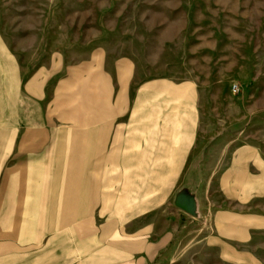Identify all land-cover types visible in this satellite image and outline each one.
Listing matches in <instances>:
<instances>
[{
	"label": "rangeland",
	"instance_id": "obj_1",
	"mask_svg": "<svg viewBox=\"0 0 264 264\" xmlns=\"http://www.w3.org/2000/svg\"><path fill=\"white\" fill-rule=\"evenodd\" d=\"M0 38L24 77L52 61L64 70L88 63L85 76L100 83L129 61L135 83L196 88L188 112H101L102 164L92 154L69 167L68 150H55L71 180L52 165L18 175V190L44 209L40 217L52 215L49 192L70 189L81 210L72 221L93 240L78 258L264 264V0H0ZM89 83L66 99L68 109L55 100L54 112L109 110L110 98L102 108L99 90L84 89ZM60 121L52 125L62 128Z\"/></svg>",
	"mask_w": 264,
	"mask_h": 264
},
{
	"label": "crops",
	"instance_id": "obj_2",
	"mask_svg": "<svg viewBox=\"0 0 264 264\" xmlns=\"http://www.w3.org/2000/svg\"><path fill=\"white\" fill-rule=\"evenodd\" d=\"M89 67L84 63L64 70L62 63L52 61L24 77L17 58L0 38V264H72V259L74 264H102V257L96 256L100 252L92 259L77 257L78 253L87 252L85 246L93 240L86 241L85 224L72 221L71 214L81 210L76 200H72L70 189L49 192L53 200L48 201L45 211L52 215L40 217L44 209L33 202L32 194L25 192V196L23 190H18V175L23 178L24 168L28 173L37 166H44V170L46 165H52V172L64 175L65 170L71 180V168L64 169L61 158L57 159V149L68 150L69 167L90 163L91 157L87 158L92 154L95 163L102 164L101 112H172L175 105L181 112L195 109L198 95L192 82L176 83L160 78L135 83L134 65L127 61L115 66L116 77H104L102 82L95 83V78L85 76ZM61 72L65 73L64 78L49 93L51 81ZM84 80L93 85L86 86V91L99 90L102 108L110 98L109 110L54 112L55 100H63L58 108L70 107L65 105L69 102L66 99L83 90L80 84ZM54 117L62 119V128L52 125ZM72 120H78V125L72 126ZM72 132L96 135L94 139L84 136L83 140H72ZM21 194L27 203H20ZM94 242L101 244V235L95 236ZM117 257L115 263L108 260L109 264H124L127 260L126 254Z\"/></svg>",
	"mask_w": 264,
	"mask_h": 264
},
{
	"label": "water",
	"instance_id": "obj_3",
	"mask_svg": "<svg viewBox=\"0 0 264 264\" xmlns=\"http://www.w3.org/2000/svg\"><path fill=\"white\" fill-rule=\"evenodd\" d=\"M181 207H182V208H184V210H185V211H187V212L191 213V212H190V208H187V207H185L184 205H183V206H181Z\"/></svg>",
	"mask_w": 264,
	"mask_h": 264
}]
</instances>
